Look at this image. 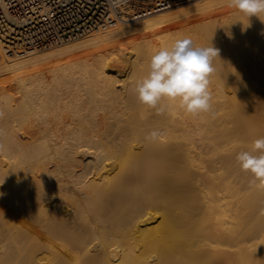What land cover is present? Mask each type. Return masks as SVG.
<instances>
[{
    "label": "bare ground",
    "instance_id": "6f19581e",
    "mask_svg": "<svg viewBox=\"0 0 264 264\" xmlns=\"http://www.w3.org/2000/svg\"><path fill=\"white\" fill-rule=\"evenodd\" d=\"M255 17L180 0L24 55L0 47V264H264V188L236 160L264 137ZM182 37L219 49L212 114L137 99L151 55Z\"/></svg>",
    "mask_w": 264,
    "mask_h": 264
},
{
    "label": "clouds",
    "instance_id": "9594fccd",
    "mask_svg": "<svg viewBox=\"0 0 264 264\" xmlns=\"http://www.w3.org/2000/svg\"><path fill=\"white\" fill-rule=\"evenodd\" d=\"M227 6L247 17L264 14V0H227ZM216 58L219 49L213 46H194L189 37L176 39L170 48H160L151 55L147 75L135 82L137 99L157 114L164 113L172 102L193 116L212 114L210 78L216 71ZM160 135L151 131L146 139L155 140ZM236 160L242 171L252 175V183L259 182L264 188V137L255 139L250 151L238 152Z\"/></svg>",
    "mask_w": 264,
    "mask_h": 264
},
{
    "label": "built area",
    "instance_id": "2783aa9c",
    "mask_svg": "<svg viewBox=\"0 0 264 264\" xmlns=\"http://www.w3.org/2000/svg\"><path fill=\"white\" fill-rule=\"evenodd\" d=\"M180 0H0V47L8 56L80 38Z\"/></svg>",
    "mask_w": 264,
    "mask_h": 264
},
{
    "label": "rangeland",
    "instance_id": "374dc122",
    "mask_svg": "<svg viewBox=\"0 0 264 264\" xmlns=\"http://www.w3.org/2000/svg\"><path fill=\"white\" fill-rule=\"evenodd\" d=\"M214 6H215V7H214ZM214 6L212 7V9H216L217 7H219L218 4H216V5H214ZM250 19H251V20H250ZM252 19L255 21V20H256V17H255V16H253V17L251 16V17L246 18V20H243L244 22L246 21V23H243V22H242L243 25L241 24V26H244V27H247V26H248V27H249V23L252 24ZM247 21H248V22H247ZM249 21H250V22H249ZM254 21H253V22H254ZM244 24H245V25H244ZM250 26H251V25H250ZM244 27H243V28H244ZM80 39H81V38H76V39H72V40H69V41H73V40H74V41H77V40H80ZM69 41H66V42H63V43L65 44V43H68ZM258 41H259V42H258ZM258 41H253V42H252L253 44L251 43V44L253 45V46H251V48H252V52H254L255 49L258 50V49L260 48L259 44H261V43H260L261 40H258ZM207 42H208V41H206L205 43L207 44ZM262 42H264V41H262ZM205 43H204L203 45H206ZM255 43H256V44H255ZM208 44H209V42H208ZM208 44H207V47L209 46ZM235 44H236V45H235ZM234 45H235V47L233 48ZM262 45H264V43H262L261 46H262ZM258 46H259V48H257ZM204 47H206V46H204ZM231 47H232L233 49H237V48H239V47H240V42H239L238 45H237V43L233 42ZM262 47H264V46H262ZM262 47H261V48H262ZM261 48H260V49H261ZM262 49H264V48H262ZM125 51H126V58H127V60H130L131 57H132V54L130 53V50H129V51H128V50H125ZM129 53H130L131 55H130ZM128 54H129V55H128ZM113 65H114V64H113ZM115 65H116V64H115ZM260 66H261V65H258V68H259ZM109 69H110V68H109ZM112 70H113V69H112ZM122 74H125V73L122 72V73L120 74V79H125V78L127 77V74H125V75H122ZM146 75H147V74H146ZM143 76H145V74H144ZM142 78H143V77H142Z\"/></svg>",
    "mask_w": 264,
    "mask_h": 264
}]
</instances>
